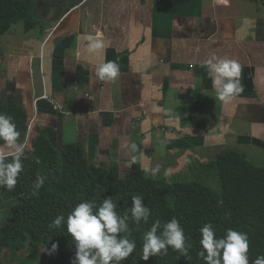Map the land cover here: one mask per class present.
Listing matches in <instances>:
<instances>
[{"label": "crops", "instance_id": "1", "mask_svg": "<svg viewBox=\"0 0 264 264\" xmlns=\"http://www.w3.org/2000/svg\"><path fill=\"white\" fill-rule=\"evenodd\" d=\"M21 1L22 18L0 35V93L24 106L29 122L35 117L33 136L53 127L61 145H82L91 166L127 174L138 162L153 178L207 170L229 150L264 165V0ZM88 35L104 41L102 53L87 52ZM68 37L72 46L57 57ZM214 55L242 66L244 91L227 103L204 67ZM105 60L120 67L114 82L94 76L92 66ZM80 68L88 72L84 86ZM10 151L0 146V154ZM156 166L154 176L145 171ZM11 202L0 187V227L12 218ZM33 249L27 243L20 258Z\"/></svg>", "mask_w": 264, "mask_h": 264}, {"label": "trees", "instance_id": "2", "mask_svg": "<svg viewBox=\"0 0 264 264\" xmlns=\"http://www.w3.org/2000/svg\"><path fill=\"white\" fill-rule=\"evenodd\" d=\"M26 8L21 0H0V35L22 18ZM34 26L33 20L26 24L27 29ZM73 41V37L61 41L56 56L63 57ZM88 81V72L80 68V85ZM0 113L12 118L19 132L17 141L23 145L30 120L28 111L12 99L4 103L0 93ZM4 144L0 140V146ZM24 149L26 159L17 184L11 190L3 187L12 200L13 215L10 222L0 227V264H30L19 255L27 243L35 249L44 245L48 251L55 243L58 248L49 255L48 264H73L75 246L66 226L49 230L48 224L59 214L66 218L81 201L99 204L107 197H112L117 212L123 215L131 206V197L137 194L142 196L151 215L148 223L129 220L128 239L135 240L137 247L121 264H204L198 252L199 229L205 223L213 225L217 237L228 228L246 232L249 264L258 255H264V165L254 164L237 150H229L211 162L219 171L223 187L219 193L198 180L169 182L146 176L138 162L127 174H122L117 166H91L82 145H61L59 132L53 127L38 128L31 145ZM38 175L46 179L39 194L33 196L32 184ZM173 217L180 222L187 243L191 244V259L171 247L166 255L149 257L147 261L140 259L143 237L154 221L159 219L163 224ZM7 250L11 253L8 263L4 260Z\"/></svg>", "mask_w": 264, "mask_h": 264}, {"label": "clouds", "instance_id": "3", "mask_svg": "<svg viewBox=\"0 0 264 264\" xmlns=\"http://www.w3.org/2000/svg\"><path fill=\"white\" fill-rule=\"evenodd\" d=\"M173 24L178 31L183 30L177 20ZM86 41V49L90 55L103 52V40L88 35ZM204 67L211 79L216 98L221 102H230L244 91L241 81L242 66L237 60L214 55L205 61ZM92 71L100 81L114 82L120 75V67L115 61L95 63ZM18 136L19 132L12 118L0 113V140L11 149L7 155L0 154V187L9 190L17 184L23 171V160L26 159L24 146L17 142ZM134 161L135 157L126 167H131ZM159 170V166L145 169L153 176ZM45 179L42 175L36 177L32 184L33 196L39 194ZM150 215L151 210L144 204L141 195L131 197V206L123 215L117 212V205L112 197H107L99 204L88 200L77 203L66 218L64 214L57 215L48 224V228L53 230L66 226L75 246L73 264H121L137 247L135 240L128 239L129 220L136 224L148 223ZM199 233L201 249L198 256L204 264H249V238L246 232L228 228L223 236L217 237L213 225L205 223ZM169 247L191 259V244L187 243L184 229L175 217L163 224L159 219L154 221L143 237L140 259L147 261L149 257L166 255ZM57 248L58 245L53 243L49 255ZM252 264H264V255H258Z\"/></svg>", "mask_w": 264, "mask_h": 264}, {"label": "rangeland", "instance_id": "4", "mask_svg": "<svg viewBox=\"0 0 264 264\" xmlns=\"http://www.w3.org/2000/svg\"><path fill=\"white\" fill-rule=\"evenodd\" d=\"M210 165H211V168H208L207 170L197 169L191 175L187 173H181V174H176L174 176L173 175L172 176L161 175L156 178L164 179L169 182L198 180V181H201L209 185L211 188H213L217 192L222 193L223 187L221 184L218 168L212 165L211 163ZM46 251L48 250L44 245L39 246L35 250L33 249L32 252L28 254V257H27L28 262H30V264L46 263V261H48L49 259V252L47 255H44Z\"/></svg>", "mask_w": 264, "mask_h": 264}, {"label": "built area", "instance_id": "5", "mask_svg": "<svg viewBox=\"0 0 264 264\" xmlns=\"http://www.w3.org/2000/svg\"><path fill=\"white\" fill-rule=\"evenodd\" d=\"M87 95L90 96L89 93H87ZM41 98H43V99H47V100H50V101L52 102V104H54L56 107H58V108L61 109V110L64 109V106L61 105V104H59L58 101H57L56 99L50 97V96L48 95V93H44V94L42 95ZM35 104H37V100H35ZM35 107H36V110H37V105H36ZM143 115H147V112L144 111V112H143ZM141 120H142V117H138V118L136 119V121L134 122V125H136V124H137L138 122H140ZM34 123H35V117L32 118V120L29 122L28 130H27V134H26V137H25V139H24V143H23L24 148H27V147L30 146L31 143H32L33 134H34V129H35V127H34Z\"/></svg>", "mask_w": 264, "mask_h": 264}]
</instances>
